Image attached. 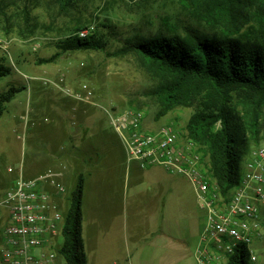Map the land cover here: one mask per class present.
Returning <instances> with one entry per match:
<instances>
[{
    "label": "rangeland",
    "instance_id": "374dc122",
    "mask_svg": "<svg viewBox=\"0 0 264 264\" xmlns=\"http://www.w3.org/2000/svg\"><path fill=\"white\" fill-rule=\"evenodd\" d=\"M88 25H94L93 31L103 42V49L60 52L58 44L62 40ZM186 27L208 34L217 32L184 8L181 0H75L68 7L60 0H0V63L12 69L10 74L0 78V94L12 86L23 87L5 103L6 109L0 116V194L7 189L10 167L16 172L20 168L27 171L28 167L45 172L49 169L45 159L49 151L45 144L69 149L70 140H73L69 139L68 133L83 128L88 121L90 134L86 140L76 141V146L84 154L99 149L104 158L95 166V174L87 177L85 207L99 203L108 220L105 221L106 231L90 242L85 218L84 238L89 264H108L110 257H116L119 264H197L185 255L162 256L160 240L154 243L149 239L142 240L148 229L155 228L160 220L155 216L154 198L147 193L155 185L154 177L143 180V193L139 197L134 192L135 185L123 190L125 151L108 114L100 106L142 109L146 113L144 127L148 130L169 123L184 129L197 103L177 106L159 117V105L153 94L156 78L135 53L120 55L119 52L135 36L154 35L159 30L166 34H185ZM262 29L258 21H250L242 32L250 37L262 35ZM53 56H56L53 61L42 62ZM55 83H64L71 88L88 86L93 94L89 100L95 104L90 106L84 124L76 123L68 99L72 97L57 89ZM44 90L45 93L53 91L52 95L60 101L47 98ZM232 96L231 103L240 121L249 119L245 112L247 105L260 112L258 140L252 138L249 130L245 132L243 148L245 146L244 153H248L264 142V100H250L246 94L237 91H233ZM26 122H29L28 130L24 128ZM63 165L67 166L66 174L68 163L65 161L50 168L58 169ZM79 170L83 168L80 166ZM71 172L63 180L68 195L77 183L76 173ZM161 173L169 178V183L179 182L181 189L192 191L182 176L165 174L162 170ZM125 192L127 198L125 196L124 207L120 210ZM67 199L69 205V197ZM168 206L169 203L165 210L169 215L174 212L172 218L178 220H184L193 207L189 203L187 210L171 211ZM203 210L196 205V214L201 216ZM62 241L61 236L60 243ZM137 243L138 252L135 250ZM253 250L258 260L253 262L248 257L246 262L264 264V239L255 242ZM59 264H65L63 258Z\"/></svg>",
    "mask_w": 264,
    "mask_h": 264
},
{
    "label": "trees",
    "instance_id": "16d2710c",
    "mask_svg": "<svg viewBox=\"0 0 264 264\" xmlns=\"http://www.w3.org/2000/svg\"><path fill=\"white\" fill-rule=\"evenodd\" d=\"M74 1L60 0L67 7ZM181 1L184 8L217 32L208 34L192 27H186L185 34L159 30L154 35L129 39L119 54L135 53L156 78L153 94L159 105V117L177 106L197 103L184 130L201 146L208 157L212 178L227 194L242 178L241 161L247 154L243 148L246 130L255 140L261 130L259 110L245 106L249 119L242 122L231 102L233 91L246 94L250 100H264V0ZM250 21L261 24L262 35L249 37L242 32ZM58 48L60 52L98 50L104 44L93 31L86 37L77 33L69 36ZM56 56L42 62H51ZM11 70L0 63V78ZM22 88L12 86L0 94V116L6 109L5 103ZM84 189L85 175L80 173L64 213L59 252L65 264H88L83 238ZM248 257L249 249L241 247L225 264H248Z\"/></svg>",
    "mask_w": 264,
    "mask_h": 264
},
{
    "label": "built area",
    "instance_id": "2783aa9c",
    "mask_svg": "<svg viewBox=\"0 0 264 264\" xmlns=\"http://www.w3.org/2000/svg\"><path fill=\"white\" fill-rule=\"evenodd\" d=\"M94 28L88 25L77 35L86 37ZM54 85L78 97L64 83ZM92 95L88 90L87 98ZM100 106L121 138L128 163L138 162L143 168L161 166L192 185L206 212L197 264H225L241 247L249 249L251 261L258 260L253 244L264 239V142L244 157L240 183L223 194L211 176L208 157L186 130L173 123L148 130L144 110ZM28 126L26 122L24 128ZM66 169V165L49 168L26 178L20 168L13 184L0 194V264H59L69 197L63 182Z\"/></svg>",
    "mask_w": 264,
    "mask_h": 264
},
{
    "label": "crops",
    "instance_id": "0c3cea01",
    "mask_svg": "<svg viewBox=\"0 0 264 264\" xmlns=\"http://www.w3.org/2000/svg\"><path fill=\"white\" fill-rule=\"evenodd\" d=\"M71 88V87H70ZM85 88V89H84ZM74 93L78 95V97L69 98V103L73 107V111L75 112V118L77 124H84L86 121L85 118L89 116V108L94 105V101L89 100L87 98L88 86L84 85V87H72L71 88ZM57 90V89H56ZM45 93V90L42 91ZM54 92L45 93V96L52 101H60L58 97H54L52 94ZM58 99V100H56ZM91 102V103H90ZM8 103V102H7ZM94 103V104H92ZM60 117V116H59ZM89 124L86 121V125L83 128H79L74 132H69L70 147L69 149L65 148H53L50 144H45V148L49 151L47 155H45V159L48 162L47 167H56L60 162L68 163V170L64 176H70L72 173L71 170H74L73 173H76L77 178L80 173L85 175V189H84V197H83V238H84V221L87 219V226L90 231L89 240L90 242L96 238L100 234H103L107 229V224L105 221H108L106 215L99 203L89 204L85 207V198H86V186H87V177H91L95 174V166L97 164H101L103 160V151L101 152L99 149L92 150L90 154H84L82 150L77 148L76 141L86 140L89 136ZM115 131V130H114ZM94 133V132H93ZM117 136L118 133L115 131ZM120 138V137H119ZM121 140V139H120ZM122 142V141H121ZM75 143V145H74ZM123 144V143H122ZM124 148V145H123ZM63 149V150H62ZM125 151V148H124ZM125 161L126 167L124 171V186L123 190H129L131 185H135V193H138V197L142 192V182L145 178L149 176L154 177L155 185L151 190H148L147 193L150 194L155 201L154 211L156 212V217H159L160 220L156 224V227L153 229H148L145 237L142 239H149L151 243H154L156 240H160V243L163 245V248L160 249L162 256L167 258L169 257H177V256H187L189 260L196 261V250L199 244L200 235L203 232L205 221H206V212L203 210V214L200 216L196 214L195 209L196 205L199 204L201 207L195 191L191 186V190L187 192L184 187L181 189L179 182L169 183V178H165L161 173V170L167 174L166 170L161 166H154L150 168H143L138 162H130L128 163L126 160L125 153ZM82 167L83 170H79V167ZM85 169H87L85 171ZM23 175L26 178H35L40 175L42 172L40 170L34 169L31 170L28 167L27 171L22 169ZM40 171V172H39ZM80 171V172H79ZM8 178H6V188H9L15 179L18 177L19 172L9 171ZM184 178V177H183ZM138 184V186H137ZM126 196V192L120 202V210L124 207V198ZM127 198V196H126ZM169 203L168 209L171 211L174 210H187V205L192 204L193 207L190 210L189 215H186L184 220H178L172 218L174 212H170V215L165 210L166 205ZM202 208V207H201ZM203 209V208H202ZM170 216V217H169ZM156 220V219H155ZM182 221L181 225L179 222ZM85 250L87 251V243L85 242ZM91 245V244H90ZM135 250L138 252V243L136 244ZM140 247H142L140 243ZM92 248V245H91ZM87 254V252H86ZM111 261L108 264H119V260L116 257H110ZM88 264H89V256L87 254ZM96 255L92 256L91 261H95ZM197 262V261H196Z\"/></svg>",
    "mask_w": 264,
    "mask_h": 264
}]
</instances>
